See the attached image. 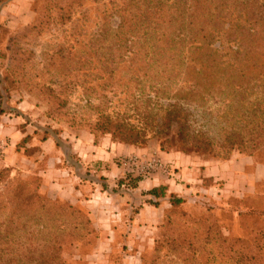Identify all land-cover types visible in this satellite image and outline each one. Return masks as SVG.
<instances>
[{
  "label": "trees",
  "instance_id": "obj_1",
  "mask_svg": "<svg viewBox=\"0 0 264 264\" xmlns=\"http://www.w3.org/2000/svg\"><path fill=\"white\" fill-rule=\"evenodd\" d=\"M84 1L32 0L24 34L68 30L40 61L13 41L0 84L22 88L46 104L48 119L95 140L135 147L155 140L162 152L212 158L223 150V159L239 151L264 165V0H126L89 36ZM2 98L0 90V116ZM209 106L232 114L230 125L196 128L188 109ZM134 182L127 175L121 183ZM34 183L0 171V264H67L64 250L95 235L88 213L50 200ZM165 190L148 194L164 197ZM229 200L234 212L219 210L226 224L188 221L198 236L156 241L154 252L166 246L171 264H264V194ZM169 203L175 209L184 200L171 194ZM234 217L238 236L229 227Z\"/></svg>",
  "mask_w": 264,
  "mask_h": 264
},
{
  "label": "crops",
  "instance_id": "obj_2",
  "mask_svg": "<svg viewBox=\"0 0 264 264\" xmlns=\"http://www.w3.org/2000/svg\"><path fill=\"white\" fill-rule=\"evenodd\" d=\"M31 2L3 0L0 27L10 31L29 26L33 19ZM0 130L4 135L7 130L11 131V145L4 160H0V168L10 167L18 159L11 147L25 133L4 120L0 122ZM71 141L72 151L68 157L60 154L52 140L40 145L46 157L40 191L50 198L80 206L88 213L98 235L94 257L102 259L88 264H139L140 256L152 249L165 214L171 208V194L186 199L195 188H203V183L207 182L212 192L242 198L253 196L257 185L264 184V165L251 157L234 155L226 161L201 160L158 150L160 158L174 170V177L165 179L153 174L129 188L121 183L128 171L119 158L132 157L139 148L113 143L105 137L95 140L86 132L74 135ZM242 180L246 186L239 188ZM159 187H166L164 197L148 194Z\"/></svg>",
  "mask_w": 264,
  "mask_h": 264
},
{
  "label": "rangeland",
  "instance_id": "obj_3",
  "mask_svg": "<svg viewBox=\"0 0 264 264\" xmlns=\"http://www.w3.org/2000/svg\"><path fill=\"white\" fill-rule=\"evenodd\" d=\"M2 1L3 0H0V3H2ZM125 1L126 0H85L83 3V10L86 12L87 35L89 36V34L95 30L97 24L101 22L102 15L104 13L110 12L111 9L122 5ZM40 7H42V2L37 4V8ZM27 27L10 31L4 30L0 27V79L2 80L8 76V67L11 56L9 48L13 41H16L21 49H27L34 52V59L36 61H40V53L46 49L51 50L56 43L61 42L63 40V30H68V28H61L59 30H52L36 36L31 33L24 34L23 32L27 29ZM87 38L88 37H86V39ZM0 90L3 96L2 107L4 110L3 115L0 116V122L4 120L7 125L10 124L14 127H17L18 131L25 133L22 139L11 147L12 150H15V152L18 154L16 164L10 167H2L0 168V171L6 169L9 171L11 178L28 180L32 184L36 182L37 185H34V187H38L41 194L58 203L69 204L65 200L50 198L40 191L42 181L41 175L46 168V157L44 156L40 145L47 140H52L56 147H58L60 154L63 155L64 153L65 157H68L71 155L72 151L71 140L73 139V136L79 133L81 134V132H88L85 130H76L68 127L66 124L56 123L48 119L45 116L46 104L43 101L30 96L22 88H11L4 81H2L0 84ZM78 98L79 93H76L71 97L70 102L74 105L77 103ZM208 108H210V110L205 113L200 108L196 110L188 109L193 120L196 121V128L199 126L202 128L204 127L205 129H209L210 132L212 131L214 133L218 130L219 126L230 125L232 114L226 112V109L223 106H209ZM102 138H98L97 140ZM105 138L110 139L108 136ZM11 142V131L7 130L4 135L2 130H0V160H4L6 151L11 145ZM135 148H139L140 151L132 155V157H135L139 162L148 164L149 162L154 161L162 165V170L154 173L155 175L162 176L165 179L174 177V170L171 168L170 164L166 163L157 154L158 150L160 152L162 151L155 140H151L144 146H138ZM177 150L178 149L163 153H175L181 154L183 156H193L194 158L201 160L215 159L219 161H226L234 155L239 156L238 158H242L243 156L250 158L249 155L240 153L239 151H233L227 156V159H223V150H219L220 156L217 158H212L207 154L193 153L190 150L187 152H181ZM132 157H121L119 158V162L122 163V161ZM251 158L256 163H261L260 159L256 156ZM127 175L130 177V179L136 181L134 182L135 185L138 180L148 177V175L140 176L136 171L129 172ZM209 186V183L204 182L202 186L203 188H195L191 193V197L187 195L186 199L180 198L184 200L182 205L175 209L169 210L164 225H161L159 228V232L156 236L152 249L146 251L140 256L139 264H144V262L146 264H171L168 260L169 258L163 256L167 254L168 248L165 246L164 248L160 249L158 253H156L154 252L155 242L162 241L164 239H188L192 234L198 236L200 231H195L193 228V231L191 232L188 227V221L206 218L209 220H217L218 225H223L224 223L226 224L227 219L225 217V213L219 212V210L222 209L234 212L235 208L230 205L229 199L241 198L237 195H228V193L221 194L216 193L215 191L212 192ZM245 186L246 185L242 180L239 188H243ZM163 188L166 189V187ZM256 191L264 194V184H258ZM76 207L80 208L85 214L87 213L86 210L82 209L80 206ZM185 221L187 222L185 223ZM229 224L230 226H228L230 227L231 233L233 235L238 236L242 234L241 230L238 228L237 219H235V217L232 218ZM222 232L224 235H227L226 231L222 230ZM95 235V238H91V242L90 238L88 239V245H84V243H77L68 246L63 252V258L66 263L88 264L94 263L96 261H102L100 257H94L95 245L98 239L96 231ZM119 259L121 260L120 262H123V258L121 256H119Z\"/></svg>",
  "mask_w": 264,
  "mask_h": 264
},
{
  "label": "built area",
  "instance_id": "obj_4",
  "mask_svg": "<svg viewBox=\"0 0 264 264\" xmlns=\"http://www.w3.org/2000/svg\"><path fill=\"white\" fill-rule=\"evenodd\" d=\"M122 165L128 171V173L136 171L140 176H150L156 173L157 171L162 170V165L159 163L152 161L148 164H144L143 162H139L135 157L128 158L127 160L122 161Z\"/></svg>",
  "mask_w": 264,
  "mask_h": 264
}]
</instances>
